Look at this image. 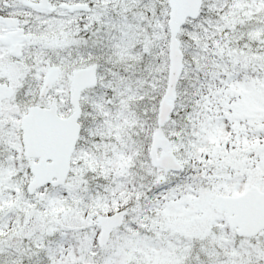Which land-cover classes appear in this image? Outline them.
Instances as JSON below:
<instances>
[{
	"label": "snow or ice",
	"instance_id": "6c2138e0",
	"mask_svg": "<svg viewBox=\"0 0 264 264\" xmlns=\"http://www.w3.org/2000/svg\"><path fill=\"white\" fill-rule=\"evenodd\" d=\"M0 264H264V0H0Z\"/></svg>",
	"mask_w": 264,
	"mask_h": 264
}]
</instances>
